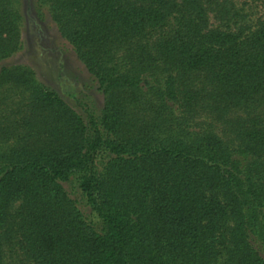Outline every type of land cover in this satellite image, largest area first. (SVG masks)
<instances>
[{
    "label": "trees",
    "instance_id": "16d2710c",
    "mask_svg": "<svg viewBox=\"0 0 264 264\" xmlns=\"http://www.w3.org/2000/svg\"><path fill=\"white\" fill-rule=\"evenodd\" d=\"M40 1L106 95L155 90L145 76L161 63L163 100L177 76L195 73L218 110L264 94V20L248 35L205 32L201 0ZM9 2L0 0V61L20 48ZM26 118L23 142L0 155V264L6 247L28 264H264L251 244L264 229V126L242 128L236 149L211 132L156 142L111 101L84 122L42 93ZM75 177L98 230L63 186Z\"/></svg>",
    "mask_w": 264,
    "mask_h": 264
},
{
    "label": "rangeland",
    "instance_id": "374dc122",
    "mask_svg": "<svg viewBox=\"0 0 264 264\" xmlns=\"http://www.w3.org/2000/svg\"><path fill=\"white\" fill-rule=\"evenodd\" d=\"M9 1L20 48L0 61V70L4 68L8 73L23 76L0 79V155L5 159L23 142V124L29 119L26 117L32 100L40 93L58 97L84 122L89 117L97 120L107 101H111L125 121L134 122L156 142H191L198 135L211 132L226 148L236 149L241 141L239 132L242 128L260 129L264 126V94L248 105L218 110L209 99L210 87L205 88L200 73L188 79L177 76L175 97L161 99L160 93L156 92L165 79L161 72L165 67L163 63L157 69L147 70L145 76L152 85L155 84L156 91L145 88L140 92L121 90L106 95L79 54L62 36L52 4L40 0ZM201 6L205 11L201 28L205 32L224 31L229 26L231 30L248 35L264 20V0H201ZM121 55L122 52L118 53L117 58L120 59ZM185 80L191 82L199 93L196 103L184 98L182 85ZM202 96L209 100L206 103L200 101ZM63 186L83 218L98 230L100 220L80 191L77 178ZM262 234V239H252L251 244L264 260V229ZM3 262L28 264L19 249L7 247Z\"/></svg>",
    "mask_w": 264,
    "mask_h": 264
}]
</instances>
